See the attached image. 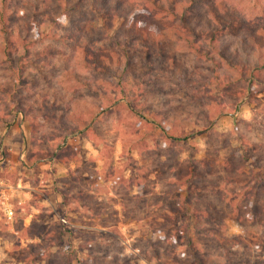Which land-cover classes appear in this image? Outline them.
I'll return each mask as SVG.
<instances>
[{
    "label": "rangeland",
    "instance_id": "374dc122",
    "mask_svg": "<svg viewBox=\"0 0 264 264\" xmlns=\"http://www.w3.org/2000/svg\"><path fill=\"white\" fill-rule=\"evenodd\" d=\"M232 1L258 22L246 32L264 27V0ZM241 27L224 44L250 54ZM164 36L151 54H106L89 80L112 105L71 89L70 54L0 95V264H264V201L240 197L256 164L264 175V75L231 84Z\"/></svg>",
    "mask_w": 264,
    "mask_h": 264
},
{
    "label": "trees",
    "instance_id": "16d2710c",
    "mask_svg": "<svg viewBox=\"0 0 264 264\" xmlns=\"http://www.w3.org/2000/svg\"><path fill=\"white\" fill-rule=\"evenodd\" d=\"M231 1L0 0V70L11 77L7 76L5 82L0 81V95L17 93L24 87L30 91L35 82L32 72H43L49 79L55 70L53 60L56 55L70 54V62H65L63 73L75 81L71 89L93 87L100 95L99 99L105 103L110 101L112 105L110 90H95L98 80H89L93 74L106 71V54L118 57L116 54H139L142 51L151 54L154 50H163L164 34L170 38L174 36V41L187 46L194 54L220 69L236 73L237 79L226 75L231 84H244L246 75L259 81L264 75V27L260 26L252 33L246 32L258 22L250 17L251 13L244 12ZM115 25L121 27L120 34L113 35ZM235 25H242V30L248 33L242 42H249L252 47L250 54L240 52L233 44H224L226 35ZM258 40H261L262 46ZM117 61L115 63H120L119 59ZM28 80L32 85L27 84ZM110 83L107 86L112 91ZM18 84H22L21 88ZM68 95L72 98L70 93ZM26 104H20L23 111ZM108 107L97 105V110L80 115L88 116L90 113L92 122ZM75 109L73 106L72 110ZM76 111L79 113L78 109ZM256 165L250 171V195L246 197L244 191V196H240L242 200L252 198L253 201H264V175L262 168ZM240 213L241 209L236 212ZM255 217L257 215L250 213V218L254 219L252 223H255ZM208 218L215 223L210 215ZM237 219L252 233V229L248 228L250 220Z\"/></svg>",
    "mask_w": 264,
    "mask_h": 264
},
{
    "label": "built area",
    "instance_id": "2783aa9c",
    "mask_svg": "<svg viewBox=\"0 0 264 264\" xmlns=\"http://www.w3.org/2000/svg\"><path fill=\"white\" fill-rule=\"evenodd\" d=\"M11 216V215H10Z\"/></svg>",
    "mask_w": 264,
    "mask_h": 264
}]
</instances>
